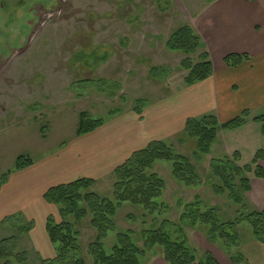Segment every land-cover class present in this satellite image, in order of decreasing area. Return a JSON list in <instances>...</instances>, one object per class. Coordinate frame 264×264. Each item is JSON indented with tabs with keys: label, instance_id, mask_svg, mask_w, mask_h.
Wrapping results in <instances>:
<instances>
[{
	"label": "rangeland",
	"instance_id": "374dc122",
	"mask_svg": "<svg viewBox=\"0 0 264 264\" xmlns=\"http://www.w3.org/2000/svg\"><path fill=\"white\" fill-rule=\"evenodd\" d=\"M223 1L226 9L220 12H227V18L235 12L231 2H238V7L242 2ZM212 3L209 0H0V175L12 173L9 191L36 200L41 189L53 186L50 185L55 182V178L50 179L51 163L72 157L69 152L82 141L76 134L81 112L110 123L119 114L133 112L138 101H144L147 106H163L172 98L183 97L186 85L179 66L184 56L168 51L165 43L178 27L186 24L194 28ZM238 42H224L225 46H217L216 53L221 54ZM103 57L106 60L100 61ZM153 68L165 69L167 74L153 79L150 77ZM263 115L264 107L250 118ZM250 123L253 126L242 132L219 134L212 153L196 166L204 183L198 188L176 181L170 163L157 162L152 172L166 183L159 200L169 207L168 213L155 217L125 204L117 214L118 231H132L141 247L142 231L158 228L164 220L178 223L179 202L192 203L197 197L205 206L221 208L224 220H233L236 207L225 197L214 195L205 182L212 159L231 157L235 151L230 152L235 148L249 162L254 149L262 146L261 125L252 120ZM42 127H47L44 132ZM181 133L173 126V134L163 141L174 146L178 153L191 157L195 142L180 143ZM21 155L30 156L35 164L16 172V159ZM115 179L114 171H110L97 181L92 192L113 200ZM89 223L90 218L75 223L81 232V256L85 264H92L88 246L97 236ZM185 232L199 255L211 253L221 264L223 256L228 258L222 247L210 244L201 232L191 227H186ZM237 232L238 252L246 257L247 247L256 240L247 224L238 226ZM16 234L7 224L0 223V242ZM29 234L17 235L19 247L30 254L31 264H42L44 259L34 248ZM114 243V234L104 241L107 254ZM156 252L149 254L148 264L161 255L160 248ZM255 262L264 264V259Z\"/></svg>",
	"mask_w": 264,
	"mask_h": 264
},
{
	"label": "trees",
	"instance_id": "16d2710c",
	"mask_svg": "<svg viewBox=\"0 0 264 264\" xmlns=\"http://www.w3.org/2000/svg\"><path fill=\"white\" fill-rule=\"evenodd\" d=\"M217 1L219 0H209ZM165 45L168 51L184 56L179 69L184 73L183 82L186 86L205 82L212 77L211 56L193 27L186 24L178 27ZM105 60L106 57H103L100 61ZM247 60L248 55L231 54L225 58V63L228 67L236 68ZM166 74L165 69L153 68L150 77L154 79ZM146 107L144 101H138L133 112L142 117ZM110 115L115 114L111 112ZM250 117L251 113L244 111L226 123H220L214 114L188 118L179 142H195L191 157L178 153L174 146L163 140L150 142L114 170L116 179L113 200L92 192L97 181L89 177H80L50 187L43 199L58 210L56 215H50L46 220V233L55 256L41 260V263L85 264L81 256V232L75 227V223L90 218L89 224L97 232L95 241L88 246L92 264H148L147 257L149 254H156L157 248H160V254L168 264H219L211 253L198 254L189 243L186 227L201 232L210 244L222 247L232 263L248 264L244 255L238 252L240 237L237 228L247 224L255 240L264 244V211L252 206L247 198L251 192V181L264 179V168L261 166L264 162V144L246 164L240 163L241 154L238 151L231 157L224 156L210 162L205 183L214 195L225 197L236 207L233 220H224L221 208L205 206L198 197L192 203L179 202L181 215L178 223L164 220L158 228L142 231L143 244L140 247L134 240L132 231H118L116 218L125 204L155 217L168 213L169 207L159 200L166 189V183L161 176L152 172L155 164L159 161L170 163L176 181L186 187L198 188L204 183L196 166L212 153L219 134L239 130L250 121ZM251 120L261 125L264 137V115L255 116ZM105 124L104 120L93 119L88 112H81L76 134L78 137L90 135ZM46 128L42 127L41 131L44 132ZM34 164L35 161L30 156H18L15 171L22 172ZM11 174L0 175V192ZM2 224H7L17 234L0 242V261L3 264H31L30 254L20 249L18 240L20 235L33 229L34 222L19 213L5 218ZM111 234H114L115 243L111 253L107 254L104 241Z\"/></svg>",
	"mask_w": 264,
	"mask_h": 264
},
{
	"label": "crops",
	"instance_id": "0c3cea01",
	"mask_svg": "<svg viewBox=\"0 0 264 264\" xmlns=\"http://www.w3.org/2000/svg\"><path fill=\"white\" fill-rule=\"evenodd\" d=\"M241 1L239 7L238 2H231L233 6L230 7L234 8L235 12L228 18L227 12H220L226 9V1L214 2L194 24V29L202 38L213 63V75L209 80L186 86L183 97L181 95L176 100L172 98L163 106H147L142 117L134 112L129 115L119 114L96 132L79 137L81 143L69 152L72 157L59 158L51 163L50 179L55 178V182L50 185L71 182L80 177L98 181L122 165L135 151L146 147L149 142L166 140L173 134V126L178 133L182 132L186 120L190 117L214 114L220 123H226L244 111L254 114L263 108L264 1ZM233 40L239 42L228 46L229 49L226 48L221 54L216 53L217 46H225L224 42L230 44ZM242 42L245 45H242ZM231 54L248 55L249 60L231 68L225 63V58ZM221 59L224 63H221ZM250 121L236 131L242 132L253 126ZM260 135L264 144L262 132ZM261 147L254 149L250 159ZM233 149L230 153L237 152ZM239 153L242 164L248 163L243 154ZM261 166L264 168V162ZM9 187L7 183L0 192V223L14 214H23L27 220L34 222L29 235L39 256L52 259L55 251L47 237L46 220L48 216L56 215L58 210L43 199L48 189H41L36 196L38 199L32 200L23 198L15 190L9 191ZM247 198L252 206L264 211V179L251 181V192ZM245 255L248 264H261L255 261L264 259V244L254 242L247 247ZM221 259L222 264H234L227 257L223 256ZM217 262L221 264L219 260ZM149 264L168 263L161 255H156Z\"/></svg>",
	"mask_w": 264,
	"mask_h": 264
}]
</instances>
